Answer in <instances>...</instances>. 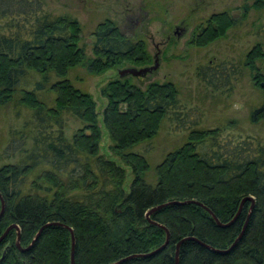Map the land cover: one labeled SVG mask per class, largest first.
Returning a JSON list of instances; mask_svg holds the SVG:
<instances>
[{
  "label": "trees",
  "instance_id": "1",
  "mask_svg": "<svg viewBox=\"0 0 264 264\" xmlns=\"http://www.w3.org/2000/svg\"><path fill=\"white\" fill-rule=\"evenodd\" d=\"M246 1L251 2L243 6L246 14L251 8L264 11V0ZM155 3L148 0L144 8ZM236 26L225 12L212 15L191 43L207 46ZM81 33L75 17L49 12L43 0H0V109H9L16 118L26 112L19 127H9V141L0 154L1 160L13 161L0 165V236L15 224L20 246L26 248L42 226L58 223L73 231L75 264H114L164 243L165 232L145 218L155 206L195 201L226 224L241 200L251 196L250 218L231 251L217 253L189 240L179 247L178 264H264V144L236 135L231 123L201 128L199 110L180 101L173 82L140 89L132 77H117L100 88L106 100L102 121L111 154L131 171L126 192L125 168L99 153L95 102L71 75L76 68L95 76L126 65L145 67L151 57L144 40L125 37L110 19L94 28L91 55L80 44ZM257 34L264 37V23ZM255 60H264L259 43L244 58L262 96L249 114L252 124L264 120V73ZM236 74L231 63L196 69L213 91L231 89ZM68 116L83 126L71 139L64 136ZM165 125L174 134L186 133L185 140L154 168L153 181H146L152 141ZM250 206L246 202L228 228L218 227L194 203L166 206L150 216L169 232L165 249L121 264H175L176 245L186 237L224 251L239 236ZM63 226L46 227L24 253L15 245L16 231L10 230L0 242V257L8 247L0 264H70V233Z\"/></svg>",
  "mask_w": 264,
  "mask_h": 264
},
{
  "label": "rangeland",
  "instance_id": "2",
  "mask_svg": "<svg viewBox=\"0 0 264 264\" xmlns=\"http://www.w3.org/2000/svg\"><path fill=\"white\" fill-rule=\"evenodd\" d=\"M154 7L144 8L148 0H43L46 10L55 14H69L75 17L81 27L80 44L88 55L94 43L92 32L105 19L115 21L125 37L133 40H144L146 50L151 57L147 66H152L154 56L158 54V69L143 78H132L134 84L145 89L150 83L170 81L180 90V101L187 107L196 108L202 115L200 125L204 129L229 127L236 135L252 137L264 144V120L257 124L249 122V114L261 102L262 96L251 79L253 74L244 66V58L259 43L264 54V37L257 34V28L264 23V11L250 9L247 14L243 6L251 2L246 0H153ZM227 13L237 26L227 31L224 36L211 44L198 47L192 42L197 28L212 15ZM212 63L219 65L231 63L237 74L231 82V89L213 91L206 87L196 75L199 66ZM255 67L264 73V60H255ZM126 67H131L127 66ZM124 67V68H126ZM141 68L144 66H134ZM117 70H107L100 75L92 76L83 68H76L72 77H76L75 86L86 91L95 102L97 127L100 131L99 153L106 159L123 166L127 172L124 190L129 191L132 181L131 171L125 167L110 150L109 136L103 126L102 112L106 100L100 95V88L108 81L118 77ZM70 76V77H71ZM81 79V80H80ZM80 80V81H79ZM263 83H261V86ZM239 104V109L233 106ZM14 117L9 109H0V154L7 146L8 129L12 124L21 125L23 116ZM67 127L64 136L72 135L83 129V126L71 117L65 118ZM233 122V123H232ZM233 126V127H232ZM90 134L86 131L85 134ZM186 133L174 134L169 125L160 130L152 141L153 151L148 155L149 172L146 181H153L154 168L162 161L165 154L179 147L185 140ZM145 145H142V150ZM13 163L0 159V165Z\"/></svg>",
  "mask_w": 264,
  "mask_h": 264
},
{
  "label": "water",
  "instance_id": "3",
  "mask_svg": "<svg viewBox=\"0 0 264 264\" xmlns=\"http://www.w3.org/2000/svg\"><path fill=\"white\" fill-rule=\"evenodd\" d=\"M232 17L235 18V15L232 14ZM157 56H158V54H156V55L154 56V62H153V65H152V66H145V67H141V68H135V67H126V68H122V69H120V70L117 71V75H118V77H119L120 79H123V78H126V77H132V78H143V77H145V76H147V75H149V74H153V73L158 69V66H159ZM87 135H88V133H87ZM246 202H250V203H251V206H250V208H249V212H248L247 218H246V220H245V223H244V225H243V228H242V230H241L239 236L236 238V240L232 243V245H231L228 249H226V250H224V251L214 250V249H212L211 247H209L208 245H206V244H204V243L198 241L197 239H194V238H191V237H188V238L186 237V238L181 239V240L177 243L176 248H175L174 261H175V264H178V260H179V259H178L179 247H180L181 244H183L184 242L189 241V240H190V241H193V242H196L197 244H199V245H201V246H203V247H205V248H207V249H210V250H212V251H214V252L222 253V254H226V253H228L229 251H231V250L235 247L236 243L240 240V238L242 237V235H243V233H244V231H245V229H246V226H247V223H248V220H249V218H250V215H251V212H252V209H253V205H254V199H253V197H251V196L244 197V198L241 200L236 215L234 216V218H232V219H231L228 223H226V224H222V223H220L219 220L217 219V217H216V216H215V215H214V214H213L208 208L204 207L202 204H200V203H198V202H195V201H190V202H175V201H174V202H168V203H165V204H162V205L155 206V207L151 208L149 211H147V212L145 213V218H146V220H147L150 224L155 225V226L161 228V229L165 232V241H164V243H163L160 247H158L157 249H155V250H153V251H151V252H149V253H147V254H139V255L128 256V257H125L124 259H121V260L117 261V262L114 263V264H121V263H123V262H125V261H127V260H130V259H133V258H149V257H152V256L158 254V253L161 252L163 249H165V247H166V246L168 245V243H169V238H170L169 232H168V230H167L164 226H162V225H160V224H158V223H156V222L151 221V220H150V216H151L154 212H156V211H158V210H160V209H162V208H164V207H166V206L174 205V204H175V205H184V204L194 203V204H196V205H199V206L203 207L204 210H206V211L209 213V215L212 217V219L214 220V222L217 224L218 227H220V228H228V227L231 226V225L234 223V221L237 219V217L239 216V214H240V212H241L242 206H243ZM3 212H4V203H3L2 199H1L0 218H1V216L3 215ZM53 225H56V226H57V225H59V226H63V225L58 224V223L46 224V225L42 226V227L39 229V231L36 233V235L34 236V238L32 239V241H31V243L29 244V246L26 247V248H22V247L20 246V229H19V227H18L17 225H15V224H12V225H10V226L7 227V229H6V230L3 232V234L0 236V242L6 237V235L8 234V232H9L10 230H15V231H16V235H17V236H16V242H15V245H16L17 249H18L21 253H24V252L28 251V250L33 246V244L36 242V240L38 239V237L40 236V234L42 233V231H43L46 227L53 226ZM63 227H65V228L69 231V233H70V239H71L70 264H75V261H74V255H75V251H74V250H75V239H74V234H73V231H72L71 228H69V227H67V226H63ZM7 250H8V247H6V248L4 249V252L2 253V255H1V257H0V263H1V261L3 260V258H4V256H5V253H6Z\"/></svg>",
  "mask_w": 264,
  "mask_h": 264
},
{
  "label": "clouds",
  "instance_id": "4",
  "mask_svg": "<svg viewBox=\"0 0 264 264\" xmlns=\"http://www.w3.org/2000/svg\"><path fill=\"white\" fill-rule=\"evenodd\" d=\"M233 107L239 109V108L241 107V105L236 104V105H234Z\"/></svg>",
  "mask_w": 264,
  "mask_h": 264
}]
</instances>
